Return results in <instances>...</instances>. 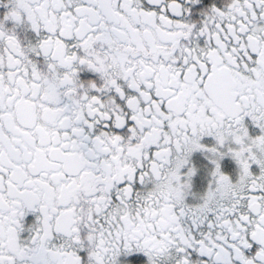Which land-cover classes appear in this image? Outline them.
Masks as SVG:
<instances>
[{
	"label": "snow or ice",
	"instance_id": "1",
	"mask_svg": "<svg viewBox=\"0 0 264 264\" xmlns=\"http://www.w3.org/2000/svg\"><path fill=\"white\" fill-rule=\"evenodd\" d=\"M0 264H264V0H0Z\"/></svg>",
	"mask_w": 264,
	"mask_h": 264
}]
</instances>
